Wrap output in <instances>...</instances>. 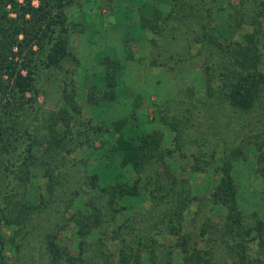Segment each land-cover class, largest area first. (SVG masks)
Instances as JSON below:
<instances>
[{
    "label": "trees",
    "instance_id": "16d2710c",
    "mask_svg": "<svg viewBox=\"0 0 264 264\" xmlns=\"http://www.w3.org/2000/svg\"><path fill=\"white\" fill-rule=\"evenodd\" d=\"M32 1L0 0V264H264V211L239 207L230 176L247 147L264 202V0H226L215 10L214 0H169L163 13L140 16L162 35L152 40L161 44L153 61L172 60L181 41L185 50L175 53L197 64L211 99L199 100V123L190 120L194 100L159 116L177 151L197 145L179 153L186 168L165 162L172 152L161 131L135 134L123 118L105 122L111 133L93 146L105 128L71 118L80 111L73 88L56 111L39 106L40 69H61L73 57L53 12L60 2ZM102 77L101 100H111V72ZM87 99L94 104V95ZM208 167L219 179L207 195L192 194L177 176Z\"/></svg>",
    "mask_w": 264,
    "mask_h": 264
},
{
    "label": "rangeland",
    "instance_id": "374dc122",
    "mask_svg": "<svg viewBox=\"0 0 264 264\" xmlns=\"http://www.w3.org/2000/svg\"><path fill=\"white\" fill-rule=\"evenodd\" d=\"M224 1L226 0L212 1V9L224 5ZM59 2L60 5H57L53 12L62 19L63 42L73 61H64L63 68L57 70L40 69L36 92L39 106L44 110L56 111L63 100V90L69 91L73 88L74 100L77 101L80 111L71 113V118L78 117L80 121L81 117H88L105 128V132L96 133L93 146H97L100 139H108L107 135L111 132L107 130L108 123L105 122L123 118L130 120L135 134L150 133L155 129L161 131L163 144L170 147L172 152L165 162L173 164L174 168H186L189 160L180 154L196 153L197 145L194 142H185L186 144L181 145L177 151L171 131L159 122V116L169 117L176 104L180 102L182 108L194 100L197 102H194L197 108L192 111L190 120L199 123L204 121L199 114L200 101L211 99L197 64H188L180 57L182 55L175 53V50L180 53L185 50L181 41L173 49L172 60L169 59L163 65L153 61L161 50V44L154 46L152 40L159 42L162 35L160 31L156 33L154 29L142 24L140 16L151 17L155 11L163 13L169 8V0H57L58 4ZM32 4L36 6L37 0H33ZM213 12L218 22L219 12ZM224 28L225 32L227 27ZM194 50V46L189 47V52L193 55ZM161 53L159 58L169 54L165 50ZM67 70L69 73H65ZM105 71L111 72L113 80L115 98L111 100H101V94L106 89L102 77ZM89 93L94 95V104L88 102ZM167 105L169 109L165 110ZM176 114L182 115V109ZM196 128L197 126L190 127L189 139L197 138L199 127ZM89 150L80 151V156L88 157ZM244 151L245 159L238 160L230 169V176L238 193V204L246 213L253 210H261L262 213V178L255 169L252 151L247 147ZM90 156L96 157L94 154ZM98 163L95 161L92 164L97 166ZM177 172V176L188 179L192 194L197 196L207 195L219 179L218 174L209 167L206 173H194L189 170ZM203 201L207 200L204 198ZM70 247L72 248V244Z\"/></svg>",
    "mask_w": 264,
    "mask_h": 264
}]
</instances>
